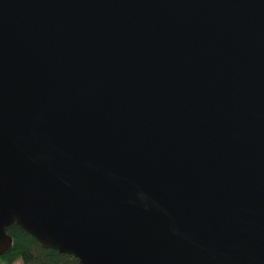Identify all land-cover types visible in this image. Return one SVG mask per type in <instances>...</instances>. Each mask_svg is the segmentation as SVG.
<instances>
[{
  "label": "water",
  "instance_id": "obj_1",
  "mask_svg": "<svg viewBox=\"0 0 264 264\" xmlns=\"http://www.w3.org/2000/svg\"><path fill=\"white\" fill-rule=\"evenodd\" d=\"M264 264V0H0V255Z\"/></svg>",
  "mask_w": 264,
  "mask_h": 264
},
{
  "label": "trees",
  "instance_id": "obj_2",
  "mask_svg": "<svg viewBox=\"0 0 264 264\" xmlns=\"http://www.w3.org/2000/svg\"><path fill=\"white\" fill-rule=\"evenodd\" d=\"M8 232L13 237V245L0 255V264H14L19 260L23 264H82L74 254L46 246L17 222L8 227Z\"/></svg>",
  "mask_w": 264,
  "mask_h": 264
},
{
  "label": "rangeland",
  "instance_id": "obj_3",
  "mask_svg": "<svg viewBox=\"0 0 264 264\" xmlns=\"http://www.w3.org/2000/svg\"><path fill=\"white\" fill-rule=\"evenodd\" d=\"M14 264H23V262L21 260L15 262Z\"/></svg>",
  "mask_w": 264,
  "mask_h": 264
}]
</instances>
